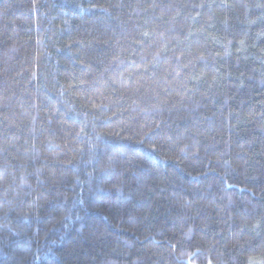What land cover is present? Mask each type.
<instances>
[{
	"label": "trees",
	"instance_id": "trees-1",
	"mask_svg": "<svg viewBox=\"0 0 264 264\" xmlns=\"http://www.w3.org/2000/svg\"><path fill=\"white\" fill-rule=\"evenodd\" d=\"M0 264H264V0H0Z\"/></svg>",
	"mask_w": 264,
	"mask_h": 264
}]
</instances>
